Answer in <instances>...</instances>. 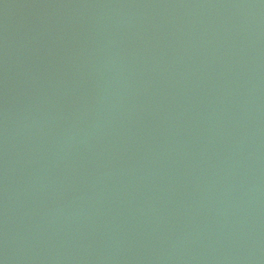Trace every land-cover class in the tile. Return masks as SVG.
Masks as SVG:
<instances>
[{
  "label": "water",
  "instance_id": "water-1",
  "mask_svg": "<svg viewBox=\"0 0 264 264\" xmlns=\"http://www.w3.org/2000/svg\"><path fill=\"white\" fill-rule=\"evenodd\" d=\"M0 264H264V0H0Z\"/></svg>",
  "mask_w": 264,
  "mask_h": 264
}]
</instances>
